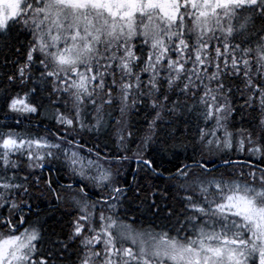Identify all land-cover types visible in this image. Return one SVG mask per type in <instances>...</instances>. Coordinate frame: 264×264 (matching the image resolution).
Listing matches in <instances>:
<instances>
[{
	"label": "snow or ice",
	"instance_id": "1",
	"mask_svg": "<svg viewBox=\"0 0 264 264\" xmlns=\"http://www.w3.org/2000/svg\"><path fill=\"white\" fill-rule=\"evenodd\" d=\"M0 111V264H264V0H0Z\"/></svg>",
	"mask_w": 264,
	"mask_h": 264
},
{
	"label": "trees",
	"instance_id": "2",
	"mask_svg": "<svg viewBox=\"0 0 264 264\" xmlns=\"http://www.w3.org/2000/svg\"><path fill=\"white\" fill-rule=\"evenodd\" d=\"M236 119H237V122L239 123L240 117L237 116ZM2 121H3V113H2V111H0V122H2ZM139 122L143 123V114L139 118ZM9 123H12L13 126L15 127L14 122L9 121ZM46 128H51V130L53 132L56 130L55 123L51 119V116L48 114V112L42 110L39 115L33 116L30 119H25L23 121L22 125H20V127L17 128V131L23 132L25 130H30L33 133H39L41 135H44ZM85 139L88 140L87 147H91L93 141L87 136L85 137ZM99 142H100L102 148H103L104 144L107 143V141L103 137L100 138ZM104 150L108 151V149H104ZM85 151H86V149H85ZM55 167H59V164H57ZM165 167H171V165L166 164ZM134 170H135L134 162L132 164L127 165L126 168L122 169V175L120 177H118V179L120 181V186L128 187L129 185H131L133 183L132 178L134 175ZM45 175H48L47 170H45ZM51 176L55 179H59L61 183L69 182V176L63 169L60 171L59 175L53 169ZM129 195H131V192H129ZM47 206H48V204L46 201L41 203V208H47Z\"/></svg>",
	"mask_w": 264,
	"mask_h": 264
}]
</instances>
